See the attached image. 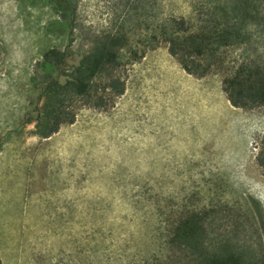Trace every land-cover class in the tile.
<instances>
[{"label":"rangeland","instance_id":"374dc122","mask_svg":"<svg viewBox=\"0 0 264 264\" xmlns=\"http://www.w3.org/2000/svg\"><path fill=\"white\" fill-rule=\"evenodd\" d=\"M209 6L0 0L2 264H180L167 235L199 211L213 213L219 236L263 258L264 106L235 107L223 81L244 62L264 64V0L260 20L243 42L222 50L207 76L187 73L168 44L154 39L161 17L196 19ZM125 30L130 44L114 73L125 92L105 108L80 100L73 123L49 137L34 134L45 52L79 59Z\"/></svg>","mask_w":264,"mask_h":264},{"label":"trees","instance_id":"16d2710c","mask_svg":"<svg viewBox=\"0 0 264 264\" xmlns=\"http://www.w3.org/2000/svg\"><path fill=\"white\" fill-rule=\"evenodd\" d=\"M209 2L206 16H163L154 23V39L168 44L169 52L182 67L196 77H204L222 61L224 48L245 40L249 26L260 20L262 0H201ZM197 9V8H195ZM205 15V14H204ZM65 17V16H64ZM72 28L75 20L69 17ZM130 44L129 32L119 31L97 42L79 59L50 48L39 63L47 73L42 88L43 103L38 108L34 134L49 137L62 125L73 123L80 100L98 108L111 104L112 97L125 92V81L114 73L122 66L124 49ZM57 71L55 75L54 72ZM108 75V82L97 80ZM223 89L235 107L264 106V64L244 62L227 73ZM264 170V148L258 156ZM213 213L191 212L169 230L166 243L180 255V264H264L254 250L243 248L232 238L218 235L211 228ZM264 232V231H263ZM264 234V233H263ZM214 241V242H213ZM0 264L2 260L0 258ZM164 264H175L174 260Z\"/></svg>","mask_w":264,"mask_h":264},{"label":"flooded vegetation","instance_id":"af4514ba","mask_svg":"<svg viewBox=\"0 0 264 264\" xmlns=\"http://www.w3.org/2000/svg\"><path fill=\"white\" fill-rule=\"evenodd\" d=\"M55 1H58V0H55ZM63 3H64V2L59 3V4L61 5V7L63 6Z\"/></svg>","mask_w":264,"mask_h":264},{"label":"bare ground","instance_id":"6f19581e","mask_svg":"<svg viewBox=\"0 0 264 264\" xmlns=\"http://www.w3.org/2000/svg\"><path fill=\"white\" fill-rule=\"evenodd\" d=\"M259 186V185H258Z\"/></svg>","mask_w":264,"mask_h":264},{"label":"crops","instance_id":"0c3cea01","mask_svg":"<svg viewBox=\"0 0 264 264\" xmlns=\"http://www.w3.org/2000/svg\"><path fill=\"white\" fill-rule=\"evenodd\" d=\"M188 73V72H187Z\"/></svg>","mask_w":264,"mask_h":264}]
</instances>
